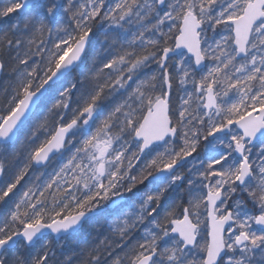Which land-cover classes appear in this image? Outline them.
<instances>
[{
	"label": "snow or ice",
	"instance_id": "obj_1",
	"mask_svg": "<svg viewBox=\"0 0 264 264\" xmlns=\"http://www.w3.org/2000/svg\"><path fill=\"white\" fill-rule=\"evenodd\" d=\"M0 264H264V0H0Z\"/></svg>",
	"mask_w": 264,
	"mask_h": 264
}]
</instances>
